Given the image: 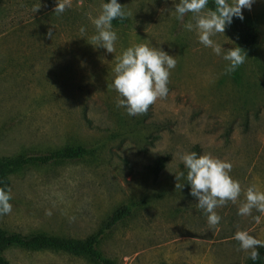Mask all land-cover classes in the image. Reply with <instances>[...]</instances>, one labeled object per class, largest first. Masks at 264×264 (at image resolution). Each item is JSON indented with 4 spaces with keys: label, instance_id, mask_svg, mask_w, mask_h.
<instances>
[{
    "label": "rangeland",
    "instance_id": "1",
    "mask_svg": "<svg viewBox=\"0 0 264 264\" xmlns=\"http://www.w3.org/2000/svg\"><path fill=\"white\" fill-rule=\"evenodd\" d=\"M119 1L132 15L112 24L116 52L108 53L90 43L96 31L90 17L104 0H72L61 14L54 12L57 0H0V156L66 145L89 149L83 158L12 174V210L0 216V227L84 239L128 205L129 215L99 244L119 264H248L233 236L246 230L264 240V214L238 215L242 192L237 203L215 209L221 220L210 229L188 182L181 178L183 187L175 189V173L186 176L179 156L199 145L202 154L232 163L230 175L242 189L264 191V0L242 9L258 32L253 47L230 25L211 37L223 51L246 52L231 73L223 52L216 55L184 27L195 24L193 14L177 19L178 0ZM134 44L176 59L168 95L141 115L117 107L113 87L116 58ZM163 154L169 160L155 175L151 166ZM4 255L11 264H95L49 249L10 247Z\"/></svg>",
    "mask_w": 264,
    "mask_h": 264
},
{
    "label": "clouds",
    "instance_id": "2",
    "mask_svg": "<svg viewBox=\"0 0 264 264\" xmlns=\"http://www.w3.org/2000/svg\"><path fill=\"white\" fill-rule=\"evenodd\" d=\"M254 0H213L214 9L208 8L209 0H178L175 3L177 19L183 20L188 13L193 14L195 24L189 22L184 25L188 31L195 30L198 40L205 47H209L216 55H221L228 61L226 73L233 72L245 62L247 54L238 47L227 48L215 43L211 38L217 33L225 32L226 26L232 23L233 17L243 20L242 9H251ZM40 6L32 9L35 13ZM72 7V0H57L54 12L63 13L66 8ZM101 11L91 22L95 27V34L91 37L93 46L103 47L108 53H115L117 34L112 29V21L116 18L126 19L132 15L125 11L118 0H108L100 5ZM81 32L84 29L81 28ZM47 36L52 39L53 32L49 28ZM175 56L167 52L149 47L147 44H134L123 50L117 56V63L113 69V87L119 94L117 107H124L129 115L145 114L149 107L158 99L168 95L170 70L175 68ZM185 172L175 173V189H181L183 184L178 183L184 178L191 185V195L198 198L197 207L207 215V223L212 229L219 224L221 217L215 211L231 201L237 203L243 192L244 200L239 204L238 215L249 216L252 210L264 214V191L256 185L242 189L239 181L232 178L230 172L232 163L215 158L210 154L197 155L196 152H185L179 156ZM10 190L0 188V215L8 214L12 210L9 202ZM257 224L260 216H255ZM233 239L239 242L240 249L249 254L253 261L259 258L257 246L264 247V240L257 239L246 230H237Z\"/></svg>",
    "mask_w": 264,
    "mask_h": 264
},
{
    "label": "trees",
    "instance_id": "3",
    "mask_svg": "<svg viewBox=\"0 0 264 264\" xmlns=\"http://www.w3.org/2000/svg\"><path fill=\"white\" fill-rule=\"evenodd\" d=\"M108 2V0H104ZM118 3L120 1L118 0ZM213 0H209L208 8L214 9ZM243 20L233 17L230 26L235 31L241 43L246 47H253L258 40V32L253 19L243 15ZM127 21L116 18L112 24L119 25ZM197 155L202 154V149L196 145L193 149ZM89 154V149L83 145H66L61 148L49 150L42 153L20 152L15 155L0 156V188L5 191L12 188L11 175L31 164H46L63 159L83 158ZM169 154L158 157L151 168L155 175H158L166 166ZM191 191V185L188 183ZM130 213V207L123 205L110 214L103 222L102 226L94 233L84 239L65 237L46 232H36L24 234L17 231H7L0 227V264H11L4 255L5 250L10 247H21L28 250H55L69 252L75 255L89 258L95 264H119L116 260L107 256L100 248L99 244L102 236L111 230L117 223L124 220ZM1 216V215H0ZM259 258L255 261L249 260L248 264H264V247L258 250Z\"/></svg>",
    "mask_w": 264,
    "mask_h": 264
}]
</instances>
